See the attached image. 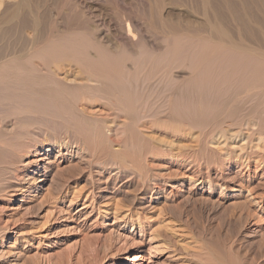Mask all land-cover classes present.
<instances>
[{
  "label": "rangeland",
  "instance_id": "obj_1",
  "mask_svg": "<svg viewBox=\"0 0 264 264\" xmlns=\"http://www.w3.org/2000/svg\"><path fill=\"white\" fill-rule=\"evenodd\" d=\"M200 1L117 0L126 7L122 8L133 12L127 20L129 27L124 23L126 35V27H132L130 35L122 36L113 32V27L108 28L120 42L135 44H126L130 55L126 68L133 71L136 64L142 66L133 58H141L147 48L151 60L143 62L148 69L141 67L139 87L129 80L123 86H99L96 103L93 99L87 117L75 112V108H82L81 88L67 90L49 85L56 89L50 96L53 109H59L60 117L66 119H74L76 114V120L80 115L77 121L91 135L87 137L99 148L105 146L107 157H94L91 151L79 148V136L58 129L57 133L54 129L33 133L31 152L16 167L11 164L12 150L0 144V264H220L218 257L231 264H264V65H257L259 70L241 78V88L232 87L233 91L227 93L216 89L217 66L211 60L219 48L264 49V12L255 2H233L237 10L243 12L244 8L249 27L262 38L253 42L226 0L216 1L221 6L219 16L215 5ZM102 2L105 6L107 0ZM149 2L156 7L160 20H172L170 24L182 27L183 34L176 33L183 36L184 40L179 37L181 47L169 53L167 44L178 39L177 35L168 30L151 33L145 21ZM160 20L156 22L162 29ZM215 23L217 27L213 28ZM104 29L108 30L106 25ZM194 29L201 30L210 44L209 51H198L202 55L195 53L199 38L191 36ZM223 30L228 31L227 37L221 35ZM189 37L194 43L190 41L192 46L186 52L189 42L185 39ZM141 42L146 47L143 54ZM183 49L185 53H181ZM156 55L159 58H154ZM213 65L215 69H211ZM133 96L142 105L139 113L129 115L130 119L119 113L113 132L108 131L99 120L110 117L105 112L107 103ZM91 109L101 115H92ZM247 123H255L257 133L249 136L244 130L241 139L229 138L228 127L235 130ZM123 138L126 141L122 142ZM248 153L253 154L251 158Z\"/></svg>",
  "mask_w": 264,
  "mask_h": 264
},
{
  "label": "bare ground",
  "instance_id": "obj_2",
  "mask_svg": "<svg viewBox=\"0 0 264 264\" xmlns=\"http://www.w3.org/2000/svg\"><path fill=\"white\" fill-rule=\"evenodd\" d=\"M148 1L154 2L155 0H148ZM195 1H197V0H195ZM202 1H204V3H206L207 5L211 4L212 7H213V5H215L216 9H214V10H216V13L219 16L221 6L219 3L216 2L217 0H202ZM245 1L247 2V0H245ZM248 1L249 2H255L256 5L259 6L262 9V11L264 12V0H248ZM233 2H234V0H226V4H228V6L229 5L231 6L230 10L232 12H234L235 17L239 21H241L243 29L246 30L247 38L252 39L253 42L254 41H261V39H262L261 36L259 34L255 33L253 31V29H251L249 27V26H251V24L249 23V21L247 19L248 17H246V15H245L246 12L244 11V8H243V12H245V13L237 10V7L235 6V4ZM199 3H201V1ZM199 3L196 2L197 5ZM136 5H137V3H136ZM142 5H143V3H142ZM149 5H150V12H148L149 15H147L148 17L145 18L146 19L145 21H147V25H148V28L151 31V33H153V32L158 33L160 31L164 32L165 30H168V33L169 32L175 33V34L176 33H182V30H181L182 27H178L180 25L176 26L177 25L176 24L174 26V25H172V23L170 24V22L172 20L171 21L160 20L161 17H159V14L156 11L157 10L156 7L153 6V3H150ZM245 5H247V3H245L244 6ZM121 6L125 7L124 5H120V3L117 2V0H107V3L105 6L103 5L102 0H0V144H5L8 147V149L12 150L13 157H12V159L11 158L10 159H11V164H13L15 167L20 161H24V158L27 157L26 154L31 152V149L33 146L32 145L33 144V138H32L33 135L32 134L37 133L38 131L50 132L51 129H54V131H55V129L56 130L58 129V132H59V130H61L65 134L71 133L77 137L79 136V138L81 140L80 144H79V148L83 147L82 150L85 149V150L91 151L92 155L94 157H97V158L102 159V158L107 157L106 151L104 150L106 147L102 146L101 148H103V149H101L98 146H96L95 143L93 144V142H92L93 140L91 141V139L87 137V135L88 136H91V135H89L87 133L88 131L86 132L83 130L84 129L82 127L83 125L81 126V123H79L80 121L78 122L77 119L80 120L79 119L80 115L84 116V117L88 116L89 109H90L88 107H89V105L92 104L93 99L97 96L95 90L99 86H101V87L102 86L103 87H110V86L118 87V86H123L124 83L126 82L125 80H127V81L129 80L130 82L133 81L132 83L134 85H136V87H139V84H141V83H139L141 80V73H142L141 67L143 68V70L146 68L145 67L146 64L144 65L143 62L145 60H147L146 58H148V60L149 59L151 60V58H149V57H151V54L148 52L149 50L147 48L148 51L147 50L145 51L147 53L144 54L143 56H141V58L140 57H138V58L136 57L137 59L133 58L136 62L142 64V66L140 65V67H138L137 64H136L137 65L136 66L135 63H132L135 65L133 71H130L129 68L128 69L126 68L127 62L129 60V56H130V55H128V53L126 51L127 50L126 44H129L127 46H130L132 43L131 44L128 43L129 41L125 43L124 40H122V42H120L119 41L120 39L118 37L116 38V36H114L115 34L111 33L112 31L110 32L108 29V28L113 27V29H114L113 32L118 31V33L123 36V33L125 34V31H126L124 23H126L125 25L129 27L128 21H130V20H128V19L130 17H133L132 16L133 12L132 13L128 12L129 10H125ZM198 6H200V5H198ZM208 7H210V6H208ZM137 9H139V8L137 7ZM102 11H104L105 13H103ZM148 11H149V9H148ZM143 14H144V12L143 13L141 12V16H143ZM242 14H244L245 17ZM218 16H217V18H218ZM96 18H99L100 20H96ZM137 18L139 19V17H137ZM140 19H142V18H140ZM157 19L163 22L162 29L158 28L157 25H159V24H157V22H158ZM158 23H160V22H158ZM105 25H106L108 30L104 29ZM128 27H126L128 29V31H131L130 28L132 29V27H130V28H128ZM159 27H160V25H159ZM216 27H217V23L213 24V28H216ZM199 29H198V31L196 29H194L193 34H191V36L193 38H194V36H196V38H199L196 41L197 42L196 46H198L199 50L197 48H195L196 47L195 46L194 47V49H196L195 53L198 51L200 52V49H203L206 51L210 50V44L208 43V40L206 41L207 37L204 36L200 32L201 30L199 31ZM128 31H127V35H130V34H128ZM191 31H193V29H191ZM203 32H205V31H203ZM220 33H221V35H225L226 37H227V35H229L227 30H223ZM163 34H162V36H163ZM116 35H117V33H116ZM127 35L125 34V36H127ZM178 35H180V34H178ZM178 35L176 37L178 39L175 38L176 40H173V36H169V37H172L170 39H172L174 41V42L172 41L173 43L171 44V40H169L170 43L167 44V48L169 50V53L171 50L173 51L172 48H175L178 45L180 46V44H182V41L179 38L181 36H178ZM122 36H120V37H122ZM186 36H188V35H186ZM132 37H134V36L132 35ZM192 39H191V37H189V39H187L188 41L185 39L186 43L189 42V43H187V44H189L187 46L188 48L189 47L191 48L192 43H194V41ZM182 40H184V39L182 38ZM194 40H196V39L194 38ZM131 41L132 40L130 39V42ZM190 41H192V43H190ZM137 43H139V42H137ZM229 43L234 45V46H239V44H237L236 42L233 43L232 41H229ZM261 43L264 44V41H261ZM185 44H183V45L185 46ZM133 45H135L134 42L131 46H133ZM140 46H141V44H140ZM142 46H143V51H141V53L144 52V50L146 49V47L144 49L145 45L143 43H142ZM142 46H141V48H142ZM185 48H186V46H185ZM190 48L186 49V52H188V50H190ZM207 49H209V50H207ZM130 50H131V48H130ZM168 50H167V52H168ZM183 50H184V52H183ZM183 50L181 53H185V49H183ZM180 51L181 50H179L178 53H180ZM213 53H215V55L213 58H211V60L213 61L214 65L217 66L216 69H217L218 83L216 85V87H217L216 89L219 92L221 91V92L230 93L233 91L232 87L235 90H238L242 86V84L239 83V80L241 78H245L250 72H254V70H256V69L259 70L260 68L258 66L264 65V61H262V60H264V49L246 48L244 46H239L237 49L236 48H234V49H225V48L215 49V52H213ZM191 54H193V53L191 52ZM191 54H190V56L192 57ZM199 54H201V53H199ZM134 55H135V53H134ZM135 56H137V55H135ZM156 56H154V58H159L158 55H156ZM180 56H181V54H180ZM169 57L171 58V56H169ZM194 57H196V56H194ZM194 57H193V60H194ZM133 59H131V60L134 61ZM181 59H182V57H181ZM157 60H159V59H157ZM178 60L179 59H177V61ZM175 61H176V58H175ZM184 61L186 62V58L184 59ZM212 61H211V63H212ZM193 62H194L193 65H195V61H193ZM208 63H210V60ZM207 65H209V64H207ZM213 66L211 69H215L216 66H214V68H213ZM146 69H148V67ZM212 74H213V72H212ZM143 76H144V74H143ZM143 76H142V79H144ZM146 76H147V78H150V77H148V75H146ZM199 77H201V76L199 75ZM202 77H203V74H202ZM234 79H235L236 83H235ZM148 81H149V79H148ZM212 81H213V79H212ZM231 81H234L235 84L234 83L232 84ZM209 82L210 81H208V83ZM151 83H153V82H151ZM44 85H48V86L53 85L55 87L64 88L67 90H73V89L75 90L76 88L82 89L83 93H82L81 100H82L83 105L79 102V107H80V104L82 106L80 111H76V108H75V112L77 114H80L76 120H75L76 114H74V116H73L74 119L71 116L67 117V119L63 118L64 115L62 117H60L61 113L59 112V109L54 110L52 105H51L54 103L50 101V99H51L50 96H52L54 94L56 89H54L53 86L52 87L49 86L48 88H45ZM249 86H251V85H249ZM149 87H151V86H149ZM153 90H154V88H153ZM166 91H167V89H166ZM212 91H214V90L212 89ZM131 92H133V91H131ZM250 92H252V91H250ZM149 93H150V91H149ZM154 93H156V92H154ZM117 95H118V92H117ZM152 95H153V93H152ZM257 95H254V96H257ZM134 96H137V95H134ZM134 96L130 100H126V99H128L126 97H125L126 99L120 97L116 103H112V104L107 103L108 106L105 108L107 111H105V112L107 114H109L110 117H108L106 119L105 118H102V119L99 118V120L101 121L102 124H104V126H106L108 128V131H110V132L112 131L111 128H112V126L114 127V125L116 124V119L120 115L119 113L123 114L122 116H126L128 119H130L129 115H131V116L135 115L136 116L137 111L139 113V107H141L142 105L138 103V99L135 98ZM107 97H104V98H107ZM128 97H129V95H128ZM137 97H140V96H137ZM214 98H216V97L214 96ZM144 99H146V98H144ZM94 102L96 103V100ZM102 103H104V102H102ZM142 104H143V102H142ZM257 106H259V105H257ZM62 107H64V106H62ZM69 108H71V107H69ZM93 109H94V107H93ZM142 109H144V107ZM70 110L73 111L72 109H70ZM70 110H69V112H70ZM260 110H261V108H260ZM93 111H94V114H92V115H98L95 113L96 110H92V112ZM103 111H104V109L102 107V112ZM69 112H66V113L64 112V113L69 114ZM75 112L73 111V113H75ZM129 112H131L132 114H129ZM98 113H99V115H101L100 112H98ZM251 113H252V111H251ZM153 115H155V114H153ZM144 117H150V116L145 115ZM43 118H45L46 120L48 119V120L43 121L42 120ZM127 118H123V119H127ZM142 118H143V116H142ZM64 119H66V120H64ZM119 119L120 118L118 117L117 121ZM249 119H251V118H249ZM82 120H84V118ZM96 120H97V118H96ZM140 120H139V123L141 122ZM236 121L238 122V119ZM258 121L260 123V119ZM84 122H85V120L82 123L84 124ZM121 122H119V123L117 122V123L122 124ZM248 122H249V120H248ZM244 123H246V122H244ZM254 124L255 123H253V124L247 123V124H245L246 126H242V127L237 128L235 130L234 129L230 130L228 127L229 136H230L229 138L235 137V140H236L237 137L240 136V139H241V135L243 134L244 130H248L247 134L249 136L254 134V133H257L258 130L253 128ZM84 126L86 127L85 128L86 130H89L88 129L89 127H87L86 125H84ZM227 126H225V127L227 128ZM131 128H132V126H131ZM262 128H264V127H262ZM119 129H122V128H119ZM132 129H131V131H133ZM135 129H137V128H135ZM259 129H260V127H259ZM89 131L91 134V132L93 130L91 131V129H90ZM221 131L218 133H220V135H222V134L225 135V132H223L221 134ZM55 132L57 133V131H55ZM84 132H86L87 134H84ZM134 132L136 134L135 130L133 131V133ZM63 133H61V135ZM129 133H130V131H129ZM129 133L126 135H131ZM133 133H132V135H133ZM39 134H36V135H39ZM116 134L121 135V133L120 132L118 133L117 131H116ZM116 134H115V136L111 135V137L114 136L115 139L117 140ZM58 135H60V134L58 133L57 136ZM259 135H261V134L259 133ZM217 136L220 139L223 138V136L221 138L219 136V134ZM72 137H71V139H72ZM119 137L121 139V136H119ZM133 137H135V136H133ZM64 138H66V137H64ZM68 138H66V139H68ZM101 138H103V137H101ZM124 138H123L122 142L126 139V138L125 139ZM219 138H217V140ZM131 140H133V139H131L129 136V141L131 142L130 145L132 147L133 142ZM212 140L214 141L215 139L212 138ZM225 141H226V138H225ZM259 141L261 142V144L263 143L262 138H260ZM56 142H57V140H56ZM66 142L69 143L67 140H66ZM113 142H114V140H113ZM134 142H135V140H134ZM124 143H126V142H124ZM124 143H122V144L124 145ZM220 144H222V143H220ZM126 145L127 144H125L124 147ZM47 146H49V145H46V147ZM118 146H120V144ZM61 147H63V146H61V144H60V148ZM242 149L244 150L245 148L242 146ZM11 150H10V153H11ZM1 152H2V150H1ZM239 153H241V152H239ZM262 154H260V156ZM252 155L253 154L250 153L249 157L251 158ZM241 156L243 157V155H241ZM128 157L129 156L127 154L126 158H128ZM262 157H263V155H262ZM263 159H264V157H263ZM39 161H41V160H39ZM6 164H8V162ZM33 166H34V164L31 165V167H33ZM11 174H14V173H11ZM4 190L6 191V189L3 188L2 191L4 192ZM0 193H2V192H0ZM218 259L217 260L220 264H231V261L226 260L224 257H218Z\"/></svg>",
  "mask_w": 264,
  "mask_h": 264
}]
</instances>
